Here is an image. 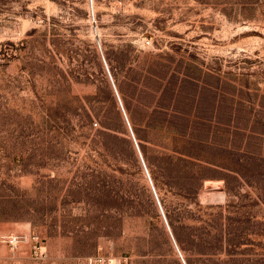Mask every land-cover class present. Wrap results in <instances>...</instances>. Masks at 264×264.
<instances>
[{"label": "rangeland", "instance_id": "1", "mask_svg": "<svg viewBox=\"0 0 264 264\" xmlns=\"http://www.w3.org/2000/svg\"><path fill=\"white\" fill-rule=\"evenodd\" d=\"M97 253L264 264V0H0V264Z\"/></svg>", "mask_w": 264, "mask_h": 264}, {"label": "built area", "instance_id": "2", "mask_svg": "<svg viewBox=\"0 0 264 264\" xmlns=\"http://www.w3.org/2000/svg\"><path fill=\"white\" fill-rule=\"evenodd\" d=\"M155 191V190H154ZM40 242L38 235H30L27 233H13L5 237V243L12 248V250L19 246L34 243L33 253L39 256V259H45L47 256L46 251L42 246L37 244ZM85 264H130L127 258L113 257L105 253H97L90 256Z\"/></svg>", "mask_w": 264, "mask_h": 264}]
</instances>
